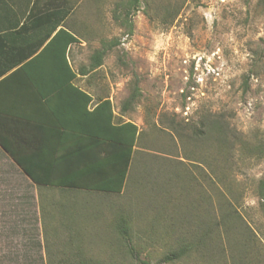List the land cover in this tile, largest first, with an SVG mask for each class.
<instances>
[{"label":"rangeland","instance_id":"rangeland-1","mask_svg":"<svg viewBox=\"0 0 264 264\" xmlns=\"http://www.w3.org/2000/svg\"><path fill=\"white\" fill-rule=\"evenodd\" d=\"M125 1L100 0L97 28L74 63L89 70L92 55L116 43L85 81L97 99L112 101L116 122L139 128L124 195L62 200L58 193L32 220L27 207L29 233L38 238L39 223L43 231L44 264H80L81 254L93 264H224L218 251L231 255L222 227L214 234L222 238L213 245L217 263L199 247L176 263L164 258L192 244L202 219L220 222L225 198L264 246L256 194L264 159L239 144L225 153L209 128L225 120L243 142H264V0H141L131 32L114 19ZM136 83L140 96L128 104ZM54 204L65 211L56 214ZM119 217L128 234L117 228Z\"/></svg>","mask_w":264,"mask_h":264},{"label":"crops","instance_id":"crops-1","mask_svg":"<svg viewBox=\"0 0 264 264\" xmlns=\"http://www.w3.org/2000/svg\"><path fill=\"white\" fill-rule=\"evenodd\" d=\"M99 4L100 0H0V114L8 117V123L2 126V135L39 174L44 170L53 173L87 170L84 144H90L91 136L75 134L71 130L68 132L72 135H61L57 131H67L66 128H55L65 124L89 131L93 129L90 121L81 123L79 118L80 96L69 87L44 96L53 88L55 78L60 76L56 65L62 63L61 51L57 47L55 51L36 58L57 32L65 29L78 39L68 49L67 58L73 69L79 72L74 66L75 62L82 60L78 48L87 44L85 34L97 28ZM58 44L62 49V43ZM32 60L33 64L28 67ZM87 76L79 72L75 84L92 96L91 109L100 100L94 95L97 88L85 81ZM62 140L66 142L61 147L59 141ZM103 146L100 159L106 151V145ZM93 176V179H100V176ZM58 193L62 200L71 199L72 194L87 200L105 194L39 187L0 145V264L46 263L41 225H37L40 227L37 238L35 233H29L31 226L26 224L25 215L30 212L29 206L34 211L28 215L31 220L33 213L37 217L41 215V201L45 207L53 208L48 201ZM122 195L124 192L103 197L116 199ZM51 211L48 209L50 215H56L65 210L60 206L56 214Z\"/></svg>","mask_w":264,"mask_h":264},{"label":"trees","instance_id":"trees-1","mask_svg":"<svg viewBox=\"0 0 264 264\" xmlns=\"http://www.w3.org/2000/svg\"><path fill=\"white\" fill-rule=\"evenodd\" d=\"M142 1L141 0H126L122 4L117 6L116 14L114 19L121 26L128 27L130 32L132 31L133 16L140 11ZM78 42L76 36L65 29H60L57 34L51 39L47 46L37 56L36 60L46 55L48 52H53L55 49L61 51L62 63H57V71L60 76L55 78L53 88L44 93L47 96L55 90H61L62 88H72L78 95L79 98V114L81 123L85 120L92 126V130H86L83 128H77L71 125L60 124L57 131L63 135L70 134V132H77V134H89L91 136L90 144H84L86 147L85 156L87 161V170L81 171L78 169L76 172H65V173H53L45 171L44 173H37L31 169L29 163L21 155L17 154L16 151L7 143L2 135V126L6 125L8 117L0 114V145L2 148L14 159V161L20 166L23 172L39 187L49 186L57 188H70V189H82L95 192H102L110 195H120L125 191L127 179L131 166L133 164V158L135 153V147L138 143L140 133L138 126L131 122H116V114L114 112L112 101L108 98L100 100L97 105L90 109L93 98L90 94L79 89L75 81L77 75H87L98 69L103 64V60L107 52L112 48L115 42L104 43L102 49L96 51L91 57L90 69L87 70L81 67L79 72L73 69L72 64L67 58L68 49L73 43ZM62 43V49L57 46ZM56 47V48H55ZM34 60V62L36 61ZM33 60L28 63V67L32 65ZM140 96V89L136 83L134 87L133 95L128 101V104L136 100ZM48 100V99H47ZM123 112L129 110V105L123 107ZM210 130L216 134V141L219 146L225 151V153H232L235 149L236 144L241 146L242 150L249 153L255 159H264V142H258L254 145H249L247 142H243L238 137V133L231 129L227 121H214L210 125ZM56 130V129H55ZM68 130H71L68 132ZM79 132V133H78ZM61 134V135H62ZM76 134V133H75ZM82 136V135H79ZM65 140L59 141V146H65ZM103 145H106V151L104 152L103 158L100 159L99 154L103 153ZM104 149V148H103ZM63 156V155H62ZM93 175L100 176L99 178L93 179ZM256 194L259 197L262 205H264V177L259 181L256 188ZM223 211V219L220 222H215L211 218L204 221L202 225L198 226V232H196V238L191 243H183L179 246V249L173 251L171 254L164 258L165 262L176 263L185 258H188L195 248H204L203 256L209 262L217 263L220 261L212 251L213 245L217 246L216 242L221 241V236L215 238V232L221 231V227L224 231V238L230 244L228 252L230 253V259H227L225 249H221L223 253L224 264H264V246L260 242L257 235L250 229L244 222L241 215L236 210L232 209V205L225 198ZM118 229L123 234H128L126 225V219L119 217L117 220ZM218 236V235H217ZM217 252V253H218ZM82 255V254H81ZM79 256L80 264H93L90 259H83L85 257ZM146 264V263H145Z\"/></svg>","mask_w":264,"mask_h":264},{"label":"clouds","instance_id":"clouds-1","mask_svg":"<svg viewBox=\"0 0 264 264\" xmlns=\"http://www.w3.org/2000/svg\"><path fill=\"white\" fill-rule=\"evenodd\" d=\"M250 204H255V201H249Z\"/></svg>","mask_w":264,"mask_h":264}]
</instances>
